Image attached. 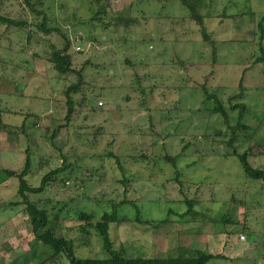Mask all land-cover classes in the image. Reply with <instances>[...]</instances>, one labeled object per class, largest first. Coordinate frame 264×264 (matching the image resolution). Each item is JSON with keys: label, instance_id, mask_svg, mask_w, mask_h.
Returning <instances> with one entry per match:
<instances>
[{"label": "rangeland", "instance_id": "rangeland-1", "mask_svg": "<svg viewBox=\"0 0 264 264\" xmlns=\"http://www.w3.org/2000/svg\"><path fill=\"white\" fill-rule=\"evenodd\" d=\"M189 1L217 44L216 61L183 0H30L61 30L49 34L26 0H0L2 16L29 23H0V264H38L31 252L48 257L43 246L33 250L19 180L2 171L23 169L27 149L32 185L62 166L63 154L76 167L69 183L53 182L37 199L51 212L65 208L55 228L79 257L109 254L95 228L82 229L78 212L100 218L109 201L125 199L136 205L120 208L122 221L110 233L114 249L129 257L188 256L199 248L218 256L209 264H264V183L245 174L228 146L230 127L203 91L206 85L223 101L232 125L239 117L232 106H248L235 148L250 150V163L264 169V0ZM62 32L82 74L70 123L65 90L79 76H60L50 62L68 42ZM123 168L132 180L126 194ZM138 215L167 220L157 228L134 221Z\"/></svg>", "mask_w": 264, "mask_h": 264}, {"label": "trees", "instance_id": "trees-1", "mask_svg": "<svg viewBox=\"0 0 264 264\" xmlns=\"http://www.w3.org/2000/svg\"><path fill=\"white\" fill-rule=\"evenodd\" d=\"M27 3L30 5L32 10L37 14H42L44 16L43 22L40 24L41 32L45 34H49L51 32H59L61 30L57 27H49L48 26V18L47 15L43 12L38 11L35 8V4H32L30 0H26ZM41 2L42 0H37ZM201 0H195V2H200ZM183 3L187 6H192L191 10V17H193L197 23L201 26V32L204 41L211 42L214 49V61H216V57L218 55L217 51V44L212 38L211 33L209 32L208 28L205 25L204 16L199 12L196 13V6L195 4H191L189 0H183ZM101 10L98 11L101 14ZM97 13V14H98ZM0 23L12 27H23L27 26L29 23L27 21H16L14 19L2 16L0 14ZM260 30L264 33V16L259 23ZM63 36L67 39V43L65 44L64 48L62 49H55L52 53V58L50 62L52 63V69H54L60 76L69 75V74H76L79 76L78 82H75L68 86L65 90V97L66 103L68 106V115L66 116L68 123H70L71 116L75 110V95L81 92L82 90V77L81 71H78L73 68L72 66V57L68 54L70 49V42L68 37L65 33ZM33 37V32L29 34L28 40H31ZM54 48V46H53ZM261 49H264L263 44H261ZM59 76V77H60ZM1 80V79H0ZM240 86L242 87V81ZM203 91L206 93V96L209 100H213L215 102V109L216 113H220L226 125L230 127L232 138L228 142V146L232 148L233 155L238 157L245 174L253 179V180H261L264 183V169L254 167L249 160L250 150H247L243 153L238 152L235 148L236 141L238 139V135L240 131L246 130L248 126L244 123L245 116L248 112V106L243 102H238L232 106L233 110L239 111V117L236 125L231 124L230 114L224 105L223 101L214 93L209 91V88L204 85ZM244 97V92L237 94L229 99L230 102L238 99H242ZM0 112L4 113L1 110ZM27 116V114H25ZM29 116V114H28ZM152 119V118H150ZM25 125V124H23ZM61 127L57 126L54 130L53 137L56 138L60 132ZM104 135L106 134L103 131ZM114 137V136H113ZM115 156L113 153H110V157ZM116 158H120V156H115ZM133 159H137V157L133 154L130 155ZM141 157H145L144 155ZM147 158V157H145ZM151 158H148V160ZM175 159V158H174ZM167 158V160L171 162H175V160ZM80 161L83 158L80 157ZM157 160V159H155ZM34 165V158L30 153V150L27 149L26 151V159L23 169L21 170H14L11 168H2L7 175L6 179L16 178L19 180V186L17 193L22 198V203L25 205L26 211L30 216V221L32 225V231L35 235V242L33 244V250L38 249L39 247L43 246L48 251V257L44 258L38 253H29L36 258L39 262L38 264H57L59 261L63 260L64 258L69 264H209L212 260L218 259L216 254L212 252H208L202 249H195L192 254L190 255H182L178 254L177 256L171 257H129L125 253V249L115 250L114 249V241L111 237V225L117 222L122 221L119 213L120 208L126 204L136 205L135 202L130 200H122L120 202L117 201H109L110 211H104L100 218H97L94 213L88 211H79L78 212V220L83 222L82 229L84 231L87 230V227L95 228V231L99 236L102 237L103 240V247L105 251L109 254L107 257H96V258H84L79 257L76 255V250L74 246V241L70 238L61 237L57 235V231L55 228V224L58 221H61L63 218L61 213L65 210L64 207L60 208L58 212H51L50 209L47 208V202L43 201L40 205L39 203L41 200L37 199L39 194H46L47 190L51 186L53 182H61L62 184H66L70 182V178H74L76 175L74 171L76 170L72 164L69 163L68 156L63 154V162L62 166H58L57 168L49 170L46 174L42 176L41 183L38 186L32 185L29 180L28 176L35 175L33 170ZM78 166V165H76ZM124 178L121 180V183L125 185V194L128 192L127 185L132 181L125 175V169L123 168ZM65 174V175H64ZM178 175V174H177ZM179 177V175H178ZM179 181L180 178H178ZM80 178L76 179L75 182L79 181ZM32 196H34L36 201L33 200ZM40 201V202H39ZM67 205V204H66ZM192 208V207H191ZM124 221L127 220L122 218ZM131 219V218H128ZM133 220V219H131ZM167 219L161 220L159 222L146 220L143 221L141 217L138 215L134 221L137 222H146L147 224H152L153 226L159 228V225L165 223ZM225 220V219H224ZM29 255H24V258H29ZM27 261V260H26ZM24 264H28L25 262Z\"/></svg>", "mask_w": 264, "mask_h": 264}, {"label": "built area", "instance_id": "built-area-1", "mask_svg": "<svg viewBox=\"0 0 264 264\" xmlns=\"http://www.w3.org/2000/svg\"><path fill=\"white\" fill-rule=\"evenodd\" d=\"M241 239H243V240H244V239H245V237H244V236H241Z\"/></svg>", "mask_w": 264, "mask_h": 264}]
</instances>
